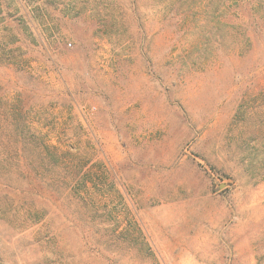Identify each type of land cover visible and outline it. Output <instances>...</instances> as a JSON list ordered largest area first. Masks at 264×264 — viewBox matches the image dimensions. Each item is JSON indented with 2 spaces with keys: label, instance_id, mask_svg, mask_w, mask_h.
<instances>
[{
  "label": "rangeland",
  "instance_id": "obj_1",
  "mask_svg": "<svg viewBox=\"0 0 264 264\" xmlns=\"http://www.w3.org/2000/svg\"><path fill=\"white\" fill-rule=\"evenodd\" d=\"M0 264H264V0H0Z\"/></svg>",
  "mask_w": 264,
  "mask_h": 264
}]
</instances>
